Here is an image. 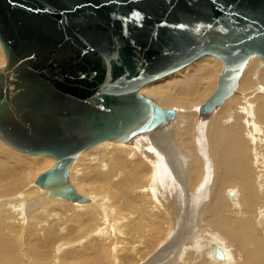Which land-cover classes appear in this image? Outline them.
Returning <instances> with one entry per match:
<instances>
[{
  "label": "water",
  "instance_id": "water-1",
  "mask_svg": "<svg viewBox=\"0 0 264 264\" xmlns=\"http://www.w3.org/2000/svg\"><path fill=\"white\" fill-rule=\"evenodd\" d=\"M0 47V140L52 157L35 184L73 201L79 154L174 115L142 87L216 57L209 110L235 92L250 57L264 63V0H0Z\"/></svg>",
  "mask_w": 264,
  "mask_h": 264
},
{
  "label": "bare ground",
  "instance_id": "bare-ground-1",
  "mask_svg": "<svg viewBox=\"0 0 264 264\" xmlns=\"http://www.w3.org/2000/svg\"><path fill=\"white\" fill-rule=\"evenodd\" d=\"M205 57L207 58L197 66L198 70H195V72L204 73L212 66L216 69L219 67L216 57ZM251 62L256 63V61ZM212 75L214 78V73ZM239 80L238 86L240 85ZM191 83L192 80L181 83H177L175 79L170 80L164 84L165 89H170V91L161 95L162 106L153 98L151 99L160 108H168L170 105L171 107H186L187 109L179 108L181 114L182 112L185 114L188 109L194 108L203 102L215 87L214 82H207L203 91L193 90L194 97H192L188 93ZM178 85L180 88L175 90ZM143 89L139 90L140 94H142ZM154 92L161 94L163 87L162 90L159 87V91ZM259 93L256 98L255 96L243 95L242 101H240L241 96L232 97V94L225 100L226 102L224 101L225 103L223 102L217 107L218 109L216 108L211 120L201 124L204 130L199 135L203 143V150L200 149V151L203 152L204 160L208 162V166L205 165L204 167L203 162L197 155L194 136H190L185 125L181 127L183 130L182 136L176 141V145L172 150L164 142V137L149 138V142L145 143V147L137 146L136 150L132 149L134 157L143 159L150 164L139 161L134 163L132 157L129 156L128 159L133 163L132 165L121 159L113 160L111 169L107 174L100 173L96 168L86 166L82 181L85 182L83 185L87 189L84 190L80 187L78 191L87 194L90 192L88 195L90 197H87L91 198V202L87 205L72 203L76 201L83 202L81 199L69 202H66V200L60 201L62 199H51L49 204L43 199L46 191L42 197L38 194L40 197L34 198L37 192L30 187L33 185L31 184L33 172L38 169L44 168L46 170L49 168L48 166L53 163V158L47 155L35 156L34 158L23 157L21 153H17L16 150L3 143V145H0V264H21L20 248L22 244L19 230L21 231L22 224L18 220L28 223V226L25 227L26 235L32 237L35 233V240L30 242L35 252L37 249L39 251L41 248H46V252L43 251L44 253L39 256V260L36 259L38 255L36 256L32 247V249L27 250L31 253L29 258L32 256L33 261H31L33 264H49L51 249L55 248L57 251L58 247L60 249L72 240L70 235L65 234L67 219H69L68 216L71 211L70 207L74 209L77 215H75L76 218L73 222L80 224V226H85L86 223L89 224L92 221L91 219L94 218L95 221L98 218L107 226L111 222L108 223L109 216L105 215V210L101 204L104 200L98 199V195L104 191H108V198L112 200L113 204L118 203L119 210L127 215L124 222H128L126 229L122 230L120 225L119 229L117 224L114 228L111 227V230L100 232L99 236L102 237L100 241L105 244L109 242L106 239L111 238L110 234L115 240H119L121 237L124 239L122 235L125 234L124 242L131 244L128 245L131 248L126 247L128 250L122 253L118 252V258L116 257L118 263L128 264L130 262L135 264L146 261L144 264H153L164 258L168 255V252H172L174 247L180 246V237L182 233L184 234L183 230H185L184 225L187 222V216H190L191 219L193 218L192 220H195L199 230V235H197V239L195 238L197 242L193 244V247L200 250L198 254L192 256L186 253L185 247L184 250L182 247L181 259H178L180 264H264V86L260 87ZM163 108L161 109L163 110ZM197 110L198 108L195 111ZM171 111L174 112V115L168 117L173 118L175 111ZM165 117L163 116L158 123L149 124L145 127L159 124L166 119ZM243 129L246 132H243ZM111 143H109L111 144L109 146L104 145L108 144L107 142L100 143L79 154L69 167L68 172L70 169L79 166L84 156H88L90 150L108 146V148H116L122 152H131L130 148L116 145L120 142ZM260 148L262 149L261 152ZM153 150L161 151V153H158L160 157L155 154L154 162ZM101 155L106 159H114L116 156L112 152H102ZM163 155L168 157L167 162L163 161ZM173 155L178 160H176V157L173 160ZM168 163L172 166V175L177 179L168 185L165 181H161L160 188L163 191L170 189V192L166 193L167 197H159L156 193L157 184L153 183L151 185L149 183L150 177H146L149 171L147 168L159 169L165 167V164L167 167ZM209 167L211 171L206 178V183L209 184L208 188L203 187L199 196H193V188L199 180H195L197 174L201 171L204 172ZM169 169L166 171H169ZM8 172L10 177L6 175ZM185 182H187L188 191L184 185ZM76 188L74 189L77 193ZM95 193L98 195H95L96 197L92 196ZM32 198H34V202H32ZM169 199L170 201H167ZM188 205H190L191 211L186 209ZM31 209L36 210L32 215L29 214ZM87 210H89L87 219H83V214H86ZM108 212L110 211L108 210ZM166 217L169 218L173 227H171V234L167 231L169 227H166L168 225ZM179 223L180 227L176 228ZM94 224L96 225L95 222ZM189 225L191 226L189 229H193L194 221L192 225L189 221ZM88 227L90 226L88 225ZM123 227H125V224ZM95 232L93 233L95 234ZM97 232H99L98 229ZM175 232H177V237L173 239ZM92 235L89 233L86 235L88 240L84 250H68L67 254L59 258L58 263L109 264L107 263L109 261H107L106 252L100 250L104 248L102 247L104 244L97 242V237L95 238V235ZM104 236H107V238L104 239ZM164 237L166 240L161 244ZM57 241H60L59 244L56 243ZM119 242H121L119 244L123 243V241ZM134 242H140L135 245V249L132 246ZM109 245L112 244L109 242ZM158 246V250L155 251ZM161 246L164 248L162 249ZM64 250L66 249L64 248ZM90 252L95 254H89ZM152 254L154 256H151ZM170 257L172 259H169ZM164 260H168V264H176L173 256L165 257ZM51 264H53L52 261Z\"/></svg>",
  "mask_w": 264,
  "mask_h": 264
},
{
  "label": "rangeland",
  "instance_id": "rangeland-1",
  "mask_svg": "<svg viewBox=\"0 0 264 264\" xmlns=\"http://www.w3.org/2000/svg\"><path fill=\"white\" fill-rule=\"evenodd\" d=\"M1 51L2 50L0 49V69L3 68V66H4V57H3V54H2ZM206 58L207 57L204 56L202 59H199V61H197V62L195 61V63L193 62L194 64L192 63V65L191 64L188 65L187 67L177 71L175 74H171V75H169L167 77H164V78H162L160 80H157L155 82H152V83L142 87V88H144L142 90V94L145 95V96H148L150 98H153L157 103H159L161 105V101H160L161 95L163 93H165V92H169L170 91V89H165V85L164 84L167 83L170 80H173V79H175L177 81V83H181V82H185V81H188V80H192V83L190 85V89L188 90L189 95H191L192 97H194L193 93H192L193 90H198V91L202 90L203 91L205 83H207V82H210V81L214 82V84H215L214 89H215L216 88L217 78L223 72V63L218 58H216L217 63H219V67H217V69L214 66H212V67H210L208 69L207 72H204V73L195 72V70H198L197 66L200 65V63L203 62ZM251 61H256V63H252ZM203 66H205V64H203ZM213 73H214V78H213V75H212ZM239 81H240L239 82L240 85L238 86L236 91L233 93L232 97L241 96L240 97V101H242L243 95L255 96V98L257 96H259L260 87L264 86V84H263L264 83V63L260 60V58H257L255 56L254 57L252 56V57L249 58L246 66H245V69L243 71V74H242V76H241ZM158 83H161V84H158ZM159 87L161 88V90H162V87H163V92L161 94H157V93L154 92V91H159ZM178 88H180L179 85L177 86V88L175 90H177ZM213 90H212V92H213ZM143 91H144V93H143ZM210 94H208L205 97L203 102H201L199 105H197L198 107L195 106L194 108L188 109L187 113H185V114H184V112H182V114H181V110L179 108H186V107H180V106H172L171 107V105L168 106V108L161 107L165 111H167V110L175 111V116L173 118L166 116L165 117L166 119L162 120L159 124L148 126V127H144L142 129H140L141 132L137 131V132L131 134V136L127 139V141L120 142V144H116L115 143L116 145H120L121 147H124V148H127V149L130 148L131 152L127 153V152L119 151L116 148H112V147L108 148V146L112 144L111 142H107L108 144H104V145H108V146H103V148L101 147V148H98V149L90 150L88 152V156L87 155H86L87 157L84 156L83 161L79 164V166H76L73 169H70V171L68 172L69 181L71 182V184L73 185L74 188L77 187L76 188L77 189V194L82 196L81 200L83 201V202L76 201V202H72V203H78L76 205H87L88 203L91 202V198L90 199L88 198V197H90V196H88L90 194V192H88V194H87V193H82V191H78V189H80V187H81V189H84V190L87 189L83 185L85 182L82 181V179L84 178V174H85V170L84 169H85L86 166H88L89 168H96V169L99 170L100 173H106L107 174L108 171L111 169V162L113 160H116V159H121L125 163H127L129 165H132L133 163H131L129 161V159H128V157L131 156L132 160L134 161V163L139 161V162H142V163L150 164L149 162H147V161H145L143 159H139V158L134 157L133 154H132V149L136 150L137 146L145 147V143L149 142V138L164 137L165 138L164 142H166L169 145V147L171 148V150H172L175 147V145H176V141L179 139V137L182 136L183 130H182L181 127L185 126V125H186V131L190 134V136H194V143H195V147L197 148V152H196L197 155L199 156L200 160L203 162L204 167H205V165L208 166V162L204 160L203 152L200 151V149L203 150V143H202V138L201 137L199 138V135L204 130V128L201 127V124L206 122L207 120H211L213 115H214V111L217 108V107H214L213 109H209V110L202 108L206 98ZM197 108H198V110L195 111ZM177 113H180V114H177ZM241 127L244 128L243 126H241ZM243 132H246V130L243 129ZM109 143H111V144H109ZM0 145H3V142L1 140H0ZM153 151H154V154H153V162H154L155 158H156L155 154L157 156H159L158 153H161V151L160 150H156V151L153 150ZM261 151H262V149L260 148V152ZM102 152H106V153L112 152L116 156H115L114 159H106V158H104L101 155ZM21 155H23V157L26 156V155H24L22 153H21ZM26 157L34 158L35 156H26ZM174 157H176V156L175 155L172 156L173 160H174ZM161 158H162V156H161ZM164 158H165V160H164ZM162 159H163L164 162H167L168 157L167 156L165 157L163 155ZM176 160H178L177 157H176ZM54 165H55V161L53 160V163L50 164V166H48V167L51 168ZM167 167H168V169L170 168L169 171H166V170H168ZM167 167H166V164H165V167H163L164 169L161 168V167L159 169H156V168H153V167L147 168L149 171H148L146 177H150L149 183L151 185L153 183L157 184L156 193L159 195V197H161V196L167 197L166 193L170 192V189H168L167 191H165V190L163 191L160 188V182L161 181H165L166 185H168V184H170V182H172L173 180L177 179L174 175H172V173H173V170H171L172 166L168 163ZM49 168H47V169H49ZM46 170L44 168H42L40 170L38 169V170H35V172H33V178H32V181H31V184H33V185L30 186V187H31V189H33V190H35L37 192V194L34 196V198H37L39 195L42 197V195L46 191L45 194L43 195L46 198L43 197V199H45V201L49 202V204H50L51 199L60 200L61 198L58 199V197L53 196L49 192V188H41V187H39L38 185L35 184V180H36L37 176L39 174H41L42 172L46 171ZM210 171H211V168L209 167V168H206V170L204 172L201 171V172H199L197 174L195 180H198V179L199 180L197 181V183L195 184V186L193 188V193H192L193 196H199L200 195V191H202L203 187L208 188L209 184L206 183V178L209 175ZM6 175L8 177H10L9 172ZM184 185H185V187H186V189L188 191L187 182H185ZM142 187H144V186H142ZM37 188H39V189H37ZM106 189H108V188H106ZM230 190H233V189H230ZM95 195H98V194L97 193L92 194V196H95ZM34 198H32L31 200H33ZM98 199L99 200H104V201H102L101 204H102V206H103V208L105 210V213H106L105 215L109 216L108 223L109 222H111V223H109L107 226H105V224L102 223L98 218H96V221H95V218H94V219H91L93 222L90 221L89 224L86 223L85 226H80V224H77L76 222H73L74 219L76 218L75 217L76 212H74V209L72 207H70L71 211L69 213L70 215L68 216L69 219H67V227H66L67 229H66V233L65 234L66 235H70L72 237V240L69 243L64 244L65 247H63L64 245L62 246L63 248L61 247L60 249H58L59 248L58 247L57 251L55 250V248L51 249V251L49 252L51 254V255H49V259H50V261L48 262L49 264H51V261H52L53 264H59L58 263L59 258L60 257L62 258L65 254H67L66 252L68 250L69 251H72L74 249H77V250L78 249H83L84 250V247L86 246V243H87V240H88V238H87L88 236H86L88 233L89 234H93L92 236L95 235V238L97 237L96 238L97 242L103 243L102 241H100L101 238H102V237H99L100 236V232H105L107 230H111V227L114 228L115 225H117V224H118V226L119 225L121 226L122 230L126 229V226H127L128 222H126V223H124V222L126 221L127 215H125V213L123 211L119 210V208H118L119 204L118 203H114L113 204L112 200L110 198H108V191H104L101 194H99L98 195ZM34 201L35 200H33L32 202H34ZM60 201H63V199L60 200ZM167 201H170V199L167 200ZM66 202H69V201H66ZM76 209H78V208H76ZM115 209H117V210L115 211ZM186 209H189V211H191L190 210V205H188V208H186ZM32 210L33 209H31V212H29L30 215H32V214H34L36 212V210H33V211ZM108 210L110 212H108ZM115 212H117L116 215H115ZM88 213H89V210L86 211V214H83L84 215L83 219H87V214ZM107 213H109L110 215L107 214ZM111 215H114L115 217H113V216L111 217ZM166 218L168 219V223H167L168 225H166V227L167 226L169 227V229H167L168 227L166 229H167L168 233L171 234V231H172L173 227L171 226V221L169 220V218L168 217H166ZM190 219H191V217L187 216V222L188 223L186 222V224H185L186 226L184 225V229L185 230H183L184 234L182 233V236L180 237L181 238L180 239V243H179L180 246L179 247L176 246V248L174 247L172 252H168L167 253L168 255L166 254L167 256H165V257L173 256L174 259L176 260V264H180L178 259L179 258L181 259V252L185 248H186L185 249L186 253L190 254L192 256L198 254L199 250H200L198 248L193 247V244H195L197 242V240H195V238L197 239V235H199L198 234L199 230L197 228V225L195 224V220H192L193 218L191 220ZM18 221L22 224L21 225L22 229H21V231L19 230V233H20L19 235L21 237V238L20 237L19 238H20V242L22 244L21 248H20V263L21 264H33L32 256H31V258H29L31 253L29 251H27V250L33 248L32 245H30V242L35 240V237H36L35 233H34V235L32 237L26 235L27 233H26V228L25 227L28 226V223H26L24 221L21 222L20 220H18ZM189 221H191V225H192V223L194 221V228L193 229L192 228L189 229L191 227L189 225ZM94 222L96 223V225L94 224ZM115 222H117V223H115ZM124 224H125V227H123ZM88 225L90 227H88ZM120 226H119V229H120ZM84 227L86 228L85 230H84ZM178 227H180V223L176 226V228H178ZM74 228H76V229H74ZM78 228H79V232H78ZM97 229H98L99 232H97ZM93 232H95V234ZM124 232H126V230H124ZM73 233H74V237L75 238L73 237ZM97 233H98V236H97ZM168 233H167V235H168ZM110 235H111L110 239H108L107 236H104V239L107 238L106 240H109L110 244H112V245H109V242H107L105 244L103 243L104 246H102V247H104V248L100 249V250L103 251V252L104 251L106 252L107 261H109L107 263H109V264H121V263H118L116 261V257L118 258V254L120 252L122 253L123 251L128 250L127 248H131L130 246H128V245H131V244H127L126 242H124L125 241V234L122 235L124 237V239L121 237L119 240H115L113 238L112 234H110ZM167 235H166V237H167ZM173 236H174L173 239L175 237H177V232H175ZM30 238H31V240H30ZM163 239H162L161 244L164 243L165 240H166L165 237ZM119 241H123L124 244L123 243L119 244V243H121ZM59 242L60 241H57L56 243L59 244ZM115 242L116 243L118 242V243L116 244ZM185 242H186V245H185ZM138 243H140V242L132 243V246L134 247V249L136 248L135 245H138ZM126 244H127V246H126ZM168 244H169V242H168ZM28 245H30V246L27 247ZM116 245H118V246H116ZM105 246H107V247H105ZM159 246L157 247V249L155 251L158 250ZM172 246H173V244L171 245V247ZM49 247H47V248L49 249ZM182 247H183V250H182ZM64 248L66 250H64ZM163 248L164 247H162V249ZM45 249L41 248V250H39L41 252L40 253L38 251V249L35 252V250L33 248L34 251L33 250L32 251L36 253V256L38 255L36 257L37 260L40 259L39 256L42 253L46 252ZM95 252H97V251H95ZM211 253H212V251H211ZM231 253H232V251H231ZM89 254H95V253L90 252ZM175 255H176V257H175ZM151 256H154V254H152ZM164 258L159 259V261H157V262H155L153 264H168L169 263L168 260L172 259V257H170L168 260L165 261ZM145 262L146 261H144V263ZM144 263L143 262H137L135 264H144ZM128 264H133V263L129 262Z\"/></svg>",
  "mask_w": 264,
  "mask_h": 264
}]
</instances>
